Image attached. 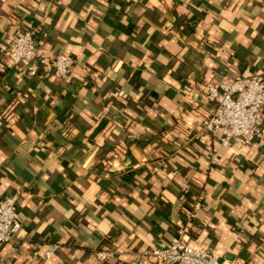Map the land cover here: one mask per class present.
<instances>
[{
    "label": "crops",
    "instance_id": "0c3cea01",
    "mask_svg": "<svg viewBox=\"0 0 264 264\" xmlns=\"http://www.w3.org/2000/svg\"><path fill=\"white\" fill-rule=\"evenodd\" d=\"M28 28L66 79L11 64ZM236 72L264 74V0H0V199L23 235L0 264H130L199 193L191 244L264 264V121L240 149L200 129L204 83Z\"/></svg>",
    "mask_w": 264,
    "mask_h": 264
},
{
    "label": "built area",
    "instance_id": "2783aa9c",
    "mask_svg": "<svg viewBox=\"0 0 264 264\" xmlns=\"http://www.w3.org/2000/svg\"><path fill=\"white\" fill-rule=\"evenodd\" d=\"M6 55L11 64L19 66L27 75H35L41 66L47 74L66 79L74 66V59L68 53H44L31 28L15 35ZM203 97L211 105V111L201 119L200 129L209 135L218 134L221 145H233L238 149L250 145L264 121V74L224 73L204 83ZM214 152L215 148L209 151L211 158ZM202 199L203 194L199 193L187 203L177 233L167 243L143 250L130 264H142L143 260L148 264H247L242 259L220 261L215 252L191 244L193 221ZM17 202V192L0 199V244L23 236ZM57 247V242L47 243L38 255L44 260Z\"/></svg>",
    "mask_w": 264,
    "mask_h": 264
}]
</instances>
